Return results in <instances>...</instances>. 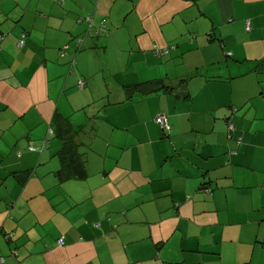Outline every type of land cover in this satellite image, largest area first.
Masks as SVG:
<instances>
[{
	"label": "crops",
	"instance_id": "crops-1",
	"mask_svg": "<svg viewBox=\"0 0 264 264\" xmlns=\"http://www.w3.org/2000/svg\"><path fill=\"white\" fill-rule=\"evenodd\" d=\"M58 2L0 0V264H264V0Z\"/></svg>",
	"mask_w": 264,
	"mask_h": 264
},
{
	"label": "trees",
	"instance_id": "trees-1",
	"mask_svg": "<svg viewBox=\"0 0 264 264\" xmlns=\"http://www.w3.org/2000/svg\"><path fill=\"white\" fill-rule=\"evenodd\" d=\"M87 22V21H86ZM248 26H249V24H247ZM246 25V28L248 27ZM100 29H99V32H98V29H96L95 30V32L94 31H92L91 32V30H90V32H88L87 33V35H89V33H91V35H93V38L94 39H97V37L98 36H102V37H105L106 35H107V30L105 29V27H104V30H103V32H102V29H101V27H99ZM248 29V28H247ZM87 35L83 38L84 40L86 39V37H87ZM80 37V36H79ZM91 37V36H90ZM82 38H74V39H72V41H73V43L76 41V40H79V49L77 50V49H75L76 51H80V49H82L83 47V42H84V40H83ZM67 50L66 51H69L70 49H71V46H70V43H68L67 45ZM64 47L65 46H63V47H61L60 49H59V57H61V58H64L66 55H62V51H63V49H64ZM154 49V53L156 54V56H158V57H161V56H166L167 54H168V50L169 49H166V48H156V46L153 48ZM165 80L167 81V79H165V78H162V79H155V80H152V81H148V82H144V83H141L140 84V86L138 85L137 87H138V89H139V91H140V93H142V94H144L146 91H149V90H153L154 92H157L158 91V89L160 90L159 92H164V93H171V92H174L175 91V86H173V85H166L165 84ZM184 82H186V80H184V79H179L178 80V83H180V84H183ZM132 91H136V90H133V89H131ZM233 112H235L236 111V109H231ZM159 114H163L164 115V117H165V119H166V125L168 126V130H165L164 128H162L160 125H158L159 126V128L165 133V135L166 136H168L170 133H171V126H170V124H169V122H168V119H167V116H166V114L165 113H159ZM158 114H156L154 117H153V121H154V119H155V117L157 116ZM65 122L66 123V125H67V128H62L61 127V129L59 130V140H60V142L62 143V146H65V144H66V142L68 141V142H70V143H72V145H73V149H74V152L75 153H77L76 152V150H77V148H78V146H79V144H77L76 143V136L78 135V133L80 132V130H81V128H78V127H73V126H70L67 122V120H65L64 118H63V120H61L60 122H61V124H62V122ZM155 123V122H154ZM156 124V123H155ZM232 126V128H233V131H234V127H233V123H231V122H228V124H227V130H228V127L229 126ZM232 131V132H233ZM232 132H229L228 131V133H232ZM239 144H240V140H237L236 141V145L237 146H239ZM79 155V154H78ZM77 157H79V156H76L75 158H71V164L73 165V163H77V161H76V158ZM83 163V162H82ZM82 163L81 162H79V163H77V164H74V167L77 169V177L78 178H84L85 177V175L82 173V171H81V166H83L82 165ZM85 172V171H84ZM208 191V190H207Z\"/></svg>",
	"mask_w": 264,
	"mask_h": 264
},
{
	"label": "built area",
	"instance_id": "built-area-1",
	"mask_svg": "<svg viewBox=\"0 0 264 264\" xmlns=\"http://www.w3.org/2000/svg\"><path fill=\"white\" fill-rule=\"evenodd\" d=\"M86 21L90 22L91 20L89 21L88 18H87ZM103 23H104V20H103ZM247 26H248V25H247ZM100 27H101L102 32H103L104 27H105V24H102ZM99 29H100V28H99ZM99 29H98V32H99ZM21 46H22V43L20 42L19 47H21ZM74 46L77 48V50L79 49V48H78V47H79V40H76V41H75ZM66 50H67V46L64 47V49H63V51H62V55H66V52H67ZM78 85H79L80 88L83 87V83H82V82H78ZM154 122H155L156 124L160 125V126H161L162 128H164L165 130H168V126L166 125V119H165V117H164L163 114H158V115L155 117ZM228 131H229V132H232V131H233V128H232L231 125L228 127ZM57 243H58V245H60V244L62 243V240H61V239L58 240ZM0 262H2L1 259H0Z\"/></svg>",
	"mask_w": 264,
	"mask_h": 264
},
{
	"label": "rangeland",
	"instance_id": "rangeland-1",
	"mask_svg": "<svg viewBox=\"0 0 264 264\" xmlns=\"http://www.w3.org/2000/svg\"><path fill=\"white\" fill-rule=\"evenodd\" d=\"M60 1L62 2V0H59V2H60ZM59 2H58V4H59ZM102 38H105V37H102ZM69 54H70V52H69ZM69 54H68V55H69ZM70 55H71V54H70Z\"/></svg>",
	"mask_w": 264,
	"mask_h": 264
},
{
	"label": "clouds",
	"instance_id": "clouds-1",
	"mask_svg": "<svg viewBox=\"0 0 264 264\" xmlns=\"http://www.w3.org/2000/svg\"><path fill=\"white\" fill-rule=\"evenodd\" d=\"M57 245H58V243H57ZM61 246V245H60Z\"/></svg>",
	"mask_w": 264,
	"mask_h": 264
}]
</instances>
